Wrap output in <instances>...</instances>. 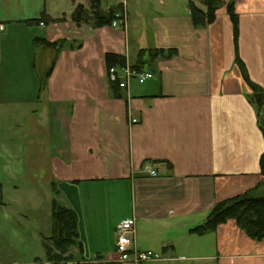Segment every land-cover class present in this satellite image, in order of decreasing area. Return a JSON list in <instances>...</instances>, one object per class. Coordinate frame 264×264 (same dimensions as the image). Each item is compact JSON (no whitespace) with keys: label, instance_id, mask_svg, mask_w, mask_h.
Instances as JSON below:
<instances>
[{"label":"crops","instance_id":"obj_1","mask_svg":"<svg viewBox=\"0 0 264 264\" xmlns=\"http://www.w3.org/2000/svg\"><path fill=\"white\" fill-rule=\"evenodd\" d=\"M227 1L201 28L190 0H108L103 10L120 6L126 20L101 27L72 19L84 0H0V121L25 117L24 144L35 147L36 169L48 172H40L45 189L22 185L17 165L6 173L20 159L0 157V264L35 262L41 248L45 255L54 204L77 217L80 245L63 264L115 263V228L128 219L136 247L163 259L117 264H264V239L233 219L190 231L218 202L264 196V134L235 62ZM234 9L238 55L264 90V0H235ZM36 38L62 43L57 50ZM107 53L130 66L142 60L153 78L112 87Z\"/></svg>","mask_w":264,"mask_h":264},{"label":"trees","instance_id":"obj_2","mask_svg":"<svg viewBox=\"0 0 264 264\" xmlns=\"http://www.w3.org/2000/svg\"><path fill=\"white\" fill-rule=\"evenodd\" d=\"M77 1V0H72ZM85 4L78 2L72 13V19L78 23H87L95 27L111 25L116 18L117 10L120 6H110L107 10H103V0H84ZM201 6H197L194 1L188 3L190 9V17L195 27H205L212 23L215 19L216 10L221 6V0H197ZM235 0H228L226 3V12L233 26V43L235 47V62L237 63L243 81L249 87L250 101L258 110L259 126L264 134V114L262 107L264 106V90L249 79L248 72L243 61L238 55V15L234 9ZM39 21H45L44 17ZM35 43L44 47L58 50L62 42H50L45 39H35ZM151 56H155L157 50H150ZM55 60H53L42 76V80L46 79L53 68ZM107 68L111 66L124 65V58L114 53L106 54ZM143 61L141 60L133 66L137 69H143ZM112 87L117 86L115 84ZM261 172L264 174V152L260 157ZM233 219L236 224L242 228L249 237L260 241L264 239V196L252 193H244L218 202L206 217L203 223L193 227L190 231L196 234H205L213 231L219 224ZM52 231L46 242L44 243L45 259L48 264H63L68 261L71 256L68 255L70 247L80 245L77 241V217L73 210L57 206H52ZM36 261H42L36 259ZM111 264H117L111 263Z\"/></svg>","mask_w":264,"mask_h":264},{"label":"built area","instance_id":"obj_3","mask_svg":"<svg viewBox=\"0 0 264 264\" xmlns=\"http://www.w3.org/2000/svg\"><path fill=\"white\" fill-rule=\"evenodd\" d=\"M126 20L125 9L116 14V18L112 21L111 26L123 25ZM43 25V22H39ZM4 26L0 24V30H3ZM154 74L150 70L137 69L134 66L128 64L120 66H111L107 68V79L109 84H115L118 88H125L128 81L131 79L137 80L139 83H144L148 79L153 78ZM131 123H136L137 119H130ZM151 176H157L156 170H150ZM116 241L114 250V262L124 263L133 262L140 263L145 261H159L163 257L159 252L153 250L138 249L134 242L135 223L133 219L123 220L119 222L115 228ZM29 264H48L47 262H31Z\"/></svg>","mask_w":264,"mask_h":264},{"label":"rangeland","instance_id":"obj_4","mask_svg":"<svg viewBox=\"0 0 264 264\" xmlns=\"http://www.w3.org/2000/svg\"><path fill=\"white\" fill-rule=\"evenodd\" d=\"M108 0H103L102 1V6L103 4L107 3ZM154 0H151V2ZM9 117H11L9 115ZM10 122H9V121ZM7 122L5 121H0V157H11L16 159H20L19 162H12L10 163L11 168L6 172L7 174L11 173L12 171V167L14 165H17L16 167V173H14V175H16L19 178V181L21 183H23L22 185H29V186H33V184H38L40 186H44V189L46 187H48V181L44 180L46 178H43L45 175H48V172L46 173L45 170L46 167L43 165L44 168H40V169H36V165L33 162V158H34V152H35V147H30L28 145H25V139L22 138V132L25 130L26 126L23 124L25 117L21 118V117H13L8 119ZM11 120H13V122H11ZM18 125L20 127V130H17L14 125ZM34 141H35V137H33ZM20 157V158H19ZM21 162V163H20ZM42 166V165H41ZM21 171H24L23 174V178L21 177ZM41 171L45 172V175L42 177L41 175ZM34 173H36L34 176ZM29 174H33V175H29ZM39 175V177H38ZM34 177V178H33ZM11 181H13V179H11ZM3 183V181H2ZM41 190V189H40ZM40 197L44 198V195H41ZM26 202V201H23ZM15 205H17V201L14 202ZM27 203V202H26ZM31 206H33L34 204H30L27 203ZM43 204H45V201H43ZM117 216V212L114 213V217ZM52 231V230H51ZM50 234V230L48 232ZM10 243V242H9ZM3 241L2 242V251H5V249L7 248V250L9 249L8 246H10V244ZM16 252L24 254V252L27 253V251L25 250L24 252H21L18 248L15 249ZM9 252V250H8ZM114 250L111 252V255L113 254ZM12 256H14L13 253H11ZM38 259L44 260L45 259V255H44V251L41 248L40 253H36L35 254ZM28 256L27 254L24 255V257ZM113 256V255H112ZM36 258V259H37ZM25 260H29L30 257H26L23 258ZM34 259V260H36ZM32 259V261H34Z\"/></svg>","mask_w":264,"mask_h":264}]
</instances>
